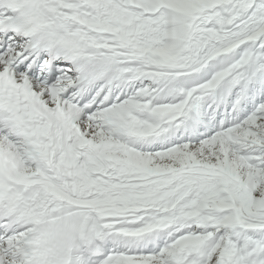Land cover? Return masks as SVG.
<instances>
[{
    "label": "snow or ice",
    "instance_id": "6c2138e0",
    "mask_svg": "<svg viewBox=\"0 0 264 264\" xmlns=\"http://www.w3.org/2000/svg\"><path fill=\"white\" fill-rule=\"evenodd\" d=\"M0 264H264V0H0Z\"/></svg>",
    "mask_w": 264,
    "mask_h": 264
}]
</instances>
